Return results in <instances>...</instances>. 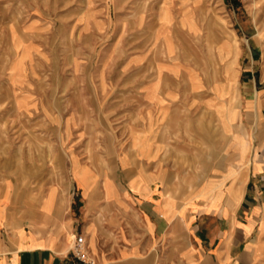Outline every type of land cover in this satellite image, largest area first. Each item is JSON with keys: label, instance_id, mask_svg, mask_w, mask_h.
Here are the masks:
<instances>
[{"label": "rangeland", "instance_id": "1", "mask_svg": "<svg viewBox=\"0 0 264 264\" xmlns=\"http://www.w3.org/2000/svg\"><path fill=\"white\" fill-rule=\"evenodd\" d=\"M236 1L0 0V196L8 190L11 217L48 231L57 218L60 239L72 217L73 247L82 218L117 213L104 206L110 183L137 166L174 197L235 178L226 133L255 130L245 91L264 89V0Z\"/></svg>", "mask_w": 264, "mask_h": 264}, {"label": "crops", "instance_id": "2", "mask_svg": "<svg viewBox=\"0 0 264 264\" xmlns=\"http://www.w3.org/2000/svg\"><path fill=\"white\" fill-rule=\"evenodd\" d=\"M245 92L244 123L255 130L226 133L235 178L223 185L210 180L192 197L160 191L157 177L140 166L128 180H112L104 206L117 213L81 219L94 264H264V89L249 84ZM6 193L0 196V264H87L70 245L78 228L72 217L63 239L57 218L52 231L41 218L30 219L26 229L25 219L11 217ZM53 200L52 207L44 201L46 212L55 209ZM6 225L12 230L2 231Z\"/></svg>", "mask_w": 264, "mask_h": 264}, {"label": "built area", "instance_id": "3", "mask_svg": "<svg viewBox=\"0 0 264 264\" xmlns=\"http://www.w3.org/2000/svg\"><path fill=\"white\" fill-rule=\"evenodd\" d=\"M74 255L83 263L94 264V261L86 257V251L84 248V238L82 235L77 234L74 239V245L72 247Z\"/></svg>", "mask_w": 264, "mask_h": 264}, {"label": "trees", "instance_id": "4", "mask_svg": "<svg viewBox=\"0 0 264 264\" xmlns=\"http://www.w3.org/2000/svg\"><path fill=\"white\" fill-rule=\"evenodd\" d=\"M235 2H237V1L235 0Z\"/></svg>", "mask_w": 264, "mask_h": 264}]
</instances>
